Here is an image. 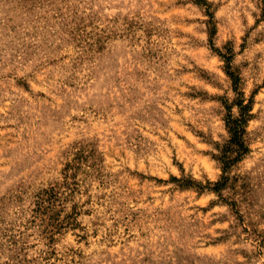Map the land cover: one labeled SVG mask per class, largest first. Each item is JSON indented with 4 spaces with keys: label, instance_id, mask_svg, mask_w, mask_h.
<instances>
[{
    "label": "rangeland",
    "instance_id": "374dc122",
    "mask_svg": "<svg viewBox=\"0 0 264 264\" xmlns=\"http://www.w3.org/2000/svg\"><path fill=\"white\" fill-rule=\"evenodd\" d=\"M0 264H264V0H0Z\"/></svg>",
    "mask_w": 264,
    "mask_h": 264
},
{
    "label": "trees",
    "instance_id": "16d2710c",
    "mask_svg": "<svg viewBox=\"0 0 264 264\" xmlns=\"http://www.w3.org/2000/svg\"><path fill=\"white\" fill-rule=\"evenodd\" d=\"M227 73L234 82L237 80V77H235L234 74L231 73L230 71L229 63L227 66ZM248 111L249 108L247 105H240L239 116L233 117L231 114H229L226 120V125L228 128V132L230 134L229 145L230 147L231 146L235 147V149L234 150L226 149L225 153L229 151L236 152V156L232 160H236L246 150L244 148L243 135L245 133V126L249 117ZM224 159L225 160H222L223 170H226L230 164L231 159L230 157H225V155H224ZM223 185L224 184H222L221 182L216 183L215 185L216 190H220Z\"/></svg>",
    "mask_w": 264,
    "mask_h": 264
}]
</instances>
